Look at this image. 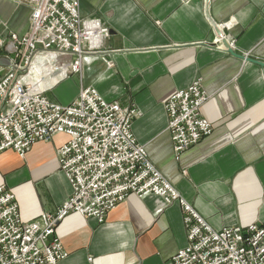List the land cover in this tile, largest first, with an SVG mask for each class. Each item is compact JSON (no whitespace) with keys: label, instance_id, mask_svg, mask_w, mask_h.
Masks as SVG:
<instances>
[{"label":"crops","instance_id":"obj_1","mask_svg":"<svg viewBox=\"0 0 264 264\" xmlns=\"http://www.w3.org/2000/svg\"><path fill=\"white\" fill-rule=\"evenodd\" d=\"M78 1L80 17L100 20L109 37L69 76L74 97L92 87L106 102L136 109V142L213 230L263 225L264 68L244 59L264 64V0ZM29 16L27 6L0 0V39L24 36ZM218 33L244 59L227 54ZM196 79L212 132L176 160L164 105ZM67 139L37 142L24 158L0 152V187L14 194L22 221L54 215L69 199L56 157ZM184 215L179 203L152 194L128 196L102 224L71 214L55 228L67 253L58 264H169L187 244Z\"/></svg>","mask_w":264,"mask_h":264},{"label":"built area","instance_id":"obj_2","mask_svg":"<svg viewBox=\"0 0 264 264\" xmlns=\"http://www.w3.org/2000/svg\"><path fill=\"white\" fill-rule=\"evenodd\" d=\"M30 9L27 33L0 39V152L19 158L37 142L68 137L56 149L59 169L71 195L54 215L22 221L14 194L0 187V264H58L65 259L56 226L78 214L102 224L130 195L152 194L184 211L186 241L169 264H264V224L215 231L150 163L132 135L134 108L106 102L92 87L80 89L67 104L45 94L78 74L86 56L103 52L108 28L81 18L78 0H16ZM107 67L112 64L107 62ZM208 100L200 79L165 103L167 131L175 159L212 132L200 116Z\"/></svg>","mask_w":264,"mask_h":264},{"label":"rangeland","instance_id":"obj_3","mask_svg":"<svg viewBox=\"0 0 264 264\" xmlns=\"http://www.w3.org/2000/svg\"><path fill=\"white\" fill-rule=\"evenodd\" d=\"M66 80V79H65ZM75 91V82L70 77L66 81H61L53 85L51 89L45 94L47 99L57 104H66L73 100Z\"/></svg>","mask_w":264,"mask_h":264},{"label":"water","instance_id":"obj_4","mask_svg":"<svg viewBox=\"0 0 264 264\" xmlns=\"http://www.w3.org/2000/svg\"><path fill=\"white\" fill-rule=\"evenodd\" d=\"M218 36L220 38V45H222L225 49V52L231 56H238L236 55V53H234V51L231 49V47L229 46L227 40L225 38H222L221 37V33H218ZM240 57V56H238ZM241 59H244L242 57H240ZM245 61H250V62H254L255 64H257L258 66L264 68V64L263 63H260V62H257V61H253L252 59L250 58H246L244 59ZM3 63V62H2Z\"/></svg>","mask_w":264,"mask_h":264}]
</instances>
